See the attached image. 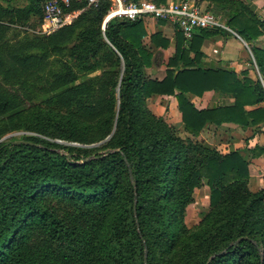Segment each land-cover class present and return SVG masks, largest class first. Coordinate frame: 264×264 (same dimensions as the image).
I'll use <instances>...</instances> for the list:
<instances>
[{
	"label": "trees",
	"instance_id": "obj_1",
	"mask_svg": "<svg viewBox=\"0 0 264 264\" xmlns=\"http://www.w3.org/2000/svg\"><path fill=\"white\" fill-rule=\"evenodd\" d=\"M19 1L0 0V140L34 134L0 142V264H264V188H249L264 142L221 152L200 138L224 123L264 137V20L245 0H206L249 45L255 80L202 66L203 41L232 35L221 28L188 41L178 30L159 80L148 69L170 41L142 20L103 29L102 1L50 35L10 41L42 19L43 0ZM210 91L233 103L199 109L189 97ZM154 96L176 98L183 136L149 108ZM205 185L208 211L188 228Z\"/></svg>",
	"mask_w": 264,
	"mask_h": 264
},
{
	"label": "crops",
	"instance_id": "obj_2",
	"mask_svg": "<svg viewBox=\"0 0 264 264\" xmlns=\"http://www.w3.org/2000/svg\"><path fill=\"white\" fill-rule=\"evenodd\" d=\"M156 1L167 3L169 0ZM193 1L205 10L209 11V4L206 0ZM245 1L257 18L264 20V0ZM7 2L8 0H6V3ZM217 18L225 23L221 15H217ZM142 21L144 22V26L148 35L161 32L163 36L170 41V47L164 51L163 59L159 58L157 62L148 69L153 78L161 80L165 76V63L175 51L174 43L176 41V33L178 29L174 24L167 21H164V24H160L158 21L150 18L144 19ZM230 32L232 34L230 36L224 37L223 35H214L203 41L201 47L204 53L201 60L202 66L206 68L224 67L232 69L236 73L247 72V77L255 80L256 76L259 75L258 68L255 65V62H253L255 71L252 69L243 47V45L246 44V46L249 48V45L231 29ZM145 42H149V36L145 38ZM257 44L261 48H264V36H261L258 39ZM189 97L199 109L231 105L233 103V99L221 97L212 91L204 93L201 97L193 95H189ZM147 103L149 108L153 112L157 113L158 116H162L169 124L181 128V114L178 110L177 100L174 96H154L149 98ZM200 138L203 139L207 144L217 147L220 151L222 148H224V151L221 152L235 149L252 148L255 145H262L264 142V137L260 134H253L251 128L243 129L240 126L232 123H224L220 127L210 126L208 129H205L201 132ZM256 160L258 161L259 158L251 159L252 162ZM262 167H264V164ZM255 174L257 173L254 171L253 175V171H251L250 167L249 188L253 191L264 188V179L262 177L258 179V185H255L254 189H252L251 185L255 181Z\"/></svg>",
	"mask_w": 264,
	"mask_h": 264
},
{
	"label": "built area",
	"instance_id": "obj_3",
	"mask_svg": "<svg viewBox=\"0 0 264 264\" xmlns=\"http://www.w3.org/2000/svg\"><path fill=\"white\" fill-rule=\"evenodd\" d=\"M82 1L85 7L71 10L73 2ZM102 1L110 2L104 28L112 19L138 21L150 18L174 24L187 41L200 29L221 28L230 31L224 22L193 0H169L167 3L156 0H43L38 29L29 31L50 35L72 24L86 8L97 7Z\"/></svg>",
	"mask_w": 264,
	"mask_h": 264
},
{
	"label": "rangeland",
	"instance_id": "obj_4",
	"mask_svg": "<svg viewBox=\"0 0 264 264\" xmlns=\"http://www.w3.org/2000/svg\"><path fill=\"white\" fill-rule=\"evenodd\" d=\"M8 1L11 4H16V5H18L20 2L19 0H12V1L8 0ZM1 2L5 3V5L8 3V2L6 3V0H1ZM34 22H36L35 19H33L31 21V23H34ZM38 26L39 25H36L30 29L36 30V29H38ZM30 27H32V26H30ZM28 31H29L28 26H20V27H17L16 31H14V30L9 31V33L7 34L8 35L7 37L10 39V41H16V40H19V38L24 37L25 34L28 33ZM30 32H32V31H29V33ZM32 33L37 34L35 32H32ZM37 35H42V34H37ZM217 35H220V34H217ZM243 47H244V51L246 52V56L248 57V61L250 62V59H253L251 50L246 45H243ZM250 66L255 71V69H254L255 67L253 68L252 64ZM101 72H102V70H97V71L92 72V73L79 74V80L82 81L86 78H90V77H93L95 75H100ZM155 114L157 115V113H155ZM178 129H179L181 136H183L184 133H183L182 129L179 127H178ZM32 134H34V133L26 131V130H17V131H13L11 133L6 134L2 138H5L8 136L4 140L11 139V138L20 139L21 136H24V135L29 136ZM216 142H218V141H216ZM223 149L224 148H222L221 151H224ZM257 158H259V160L258 161L256 160L253 162L251 161V165H250L251 171H253V175H254V171H255V173H257V174H255V177H254L255 181L251 185L252 189H254L255 185H258L257 184L258 179H260L262 177L264 179V167H262V165L264 164V159H263L264 155L257 157ZM208 197H209V190H208V187L206 185L203 186L195 194V202L192 205H190L186 210L185 223H186V226L188 228H192L196 224H198V222L202 219V217L208 211Z\"/></svg>",
	"mask_w": 264,
	"mask_h": 264
},
{
	"label": "water",
	"instance_id": "obj_5",
	"mask_svg": "<svg viewBox=\"0 0 264 264\" xmlns=\"http://www.w3.org/2000/svg\"><path fill=\"white\" fill-rule=\"evenodd\" d=\"M103 29H104V27H103ZM7 137H8V136H7ZM7 137H5V138H7ZM5 138H2V139L0 140V142L3 141ZM12 144H13V145H19V144H30V145H31V144H33V143H31V142H29V141H25V140H18V141H13ZM133 186H135V183H134V182H133ZM242 238H244V237H242ZM209 261H210V260H209ZM209 261H208V262H209Z\"/></svg>",
	"mask_w": 264,
	"mask_h": 264
}]
</instances>
